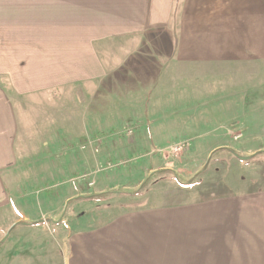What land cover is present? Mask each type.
Returning a JSON list of instances; mask_svg holds the SVG:
<instances>
[{
	"label": "rangeland",
	"instance_id": "374dc122",
	"mask_svg": "<svg viewBox=\"0 0 264 264\" xmlns=\"http://www.w3.org/2000/svg\"><path fill=\"white\" fill-rule=\"evenodd\" d=\"M17 1L22 2L0 0V41L3 32L16 28V23L3 20L7 13L13 16L12 10L6 12L3 5ZM244 1L264 3V0ZM53 28H57L55 23ZM68 29L76 34L84 27L74 25ZM222 29L224 33L223 21ZM236 33L240 32L234 30ZM263 33L264 30L260 35ZM161 37L167 44L168 38ZM144 39L136 38L135 44L131 39L133 49L126 43L121 48L113 38L95 43L96 53L102 54L112 68L116 67L114 74L110 71L107 76L105 86L97 80L85 86L80 77L84 73L74 71V77L82 80L74 79L70 87L41 94H17L5 75L0 74V88L18 106L15 145L18 162L4 168L0 175V264H61L70 226L78 221L76 218L83 210L87 218L103 212L106 219L113 216L110 211L120 206L136 209L144 204H157L165 209L166 215L176 209L167 220L162 219L187 230L193 213L188 206L211 200L233 214L240 230L261 231L264 227V63L258 64L259 67L235 63L233 72L207 63L200 72L196 64L189 67L187 77L181 76L179 80L176 74L186 63L182 61L184 54H171L168 44L160 55L155 53L158 46L152 43L151 50ZM1 45L0 42V55ZM103 46L110 50L105 51ZM261 50L264 52V45ZM115 58H119L121 68L115 64ZM141 63H160L174 75L169 77L170 72L164 83L160 85L158 81L155 86L154 81L146 89L135 72H129L131 77H127L128 68L133 70L134 64ZM251 69L256 73L249 75ZM113 78L121 79L120 83H113ZM248 84L258 89L246 88ZM167 91L161 100L164 107L167 103L178 105L184 97L196 95L198 101L193 104L198 109L189 106L193 112L176 110L181 116L174 113L166 118L129 117L127 112L116 118L110 112L102 115L100 111L104 101L113 105L112 98L129 99L140 106L141 100L150 104V99L155 101L156 95ZM219 111L228 114L232 111L233 116H197ZM157 128L166 132H161L162 144L156 141ZM182 143L187 146L182 148L179 145ZM176 145L180 152L175 151ZM162 169L173 170L186 180L197 179L193 186L183 187L172 173H154ZM150 175L152 181L142 194L120 193L138 186ZM111 191L115 194L107 198L75 200L66 206L71 198ZM186 210L191 211L184 214ZM247 240L251 243L250 237ZM218 257L237 258L224 253Z\"/></svg>",
	"mask_w": 264,
	"mask_h": 264
},
{
	"label": "crops",
	"instance_id": "0c3cea01",
	"mask_svg": "<svg viewBox=\"0 0 264 264\" xmlns=\"http://www.w3.org/2000/svg\"><path fill=\"white\" fill-rule=\"evenodd\" d=\"M3 7L7 9L6 12H13L12 17L8 13L3 15V20L9 24L16 23V28L2 33L0 74L5 75L9 86L17 94H41L70 87L75 80H82L74 77V71L84 73L80 77L84 79L85 86L95 80L105 86L107 76L116 67L112 68L102 54L96 53L95 43L110 38L121 48L126 43L132 49L135 46L131 47V39L135 44L136 38H145L144 42L147 40L146 44L151 50L152 43L158 46L155 53L160 55L161 49L169 44L171 54L185 56L182 61L186 63H181L185 67L177 70L179 80L187 77L189 67L196 64H199L200 72L205 69L203 66L206 63L217 69L224 67L225 72H233L235 63L247 66L264 63V52L261 50L264 33L260 35L264 30V3L258 1L22 0L15 4L5 2ZM174 22L178 24L175 26ZM54 23L57 28H53ZM74 25H81L84 29L73 34L68 28ZM234 30L240 33L234 34ZM161 36L168 38L167 44H164ZM214 38L215 44L211 45ZM122 39L128 41L121 42ZM111 51L114 52L113 49ZM113 60L119 66V58ZM157 65L161 66L160 63ZM157 65L134 64L133 70L128 68L127 77L130 78L135 72L141 78L140 82L145 83L146 89L154 81L155 86L158 81L161 85L171 71L163 66L157 68ZM248 71L249 75L256 73L255 69ZM172 75L174 72L169 77ZM120 80L113 78L112 81L120 83ZM251 84L246 88L251 86L258 89ZM245 92L248 93L247 90ZM167 94L168 91L161 92L159 96L156 95L155 101L150 99V104L148 100H141L140 106H135V101L129 99L112 98L113 105L109 106L104 101L100 104V111L102 115L110 112L116 118H121L123 112H127L129 117L166 118L174 116V113L181 116L176 110L193 112L198 109L193 104L198 101L194 97L196 95L184 97L178 105L167 103L164 107L161 100ZM131 104H134L133 107ZM17 110L15 102L0 88V175L4 168L16 166ZM204 114L197 116H233L232 111L231 114L227 111ZM156 131L159 135L154 132L156 141L162 144V133L166 132L159 128ZM87 132L90 133V130ZM143 181L131 188L139 187ZM192 204L188 206L193 208V213L189 217L191 223H188L187 230L165 221L167 216L169 218L170 214L176 213V209L166 215L165 209L157 204H144L136 209L120 206L110 211L113 216L106 219L103 212H98L92 219L87 218L83 210L76 218L78 221L70 226V235L63 245L61 264H264V227L261 231L245 232L238 228L231 212L221 209L211 200ZM191 210H186L184 214ZM179 233L183 234L174 235ZM223 253L224 256L234 255L237 258L218 257Z\"/></svg>",
	"mask_w": 264,
	"mask_h": 264
},
{
	"label": "trees",
	"instance_id": "16d2710c",
	"mask_svg": "<svg viewBox=\"0 0 264 264\" xmlns=\"http://www.w3.org/2000/svg\"><path fill=\"white\" fill-rule=\"evenodd\" d=\"M208 165V164H207ZM205 166L203 169L206 170L208 166ZM203 169L201 170V172L203 171ZM172 173L176 179V181L183 187H190V186H193L196 182V178H193V179H189V180H186L185 178H183L181 175H179L178 173H176L175 171L173 170H170V169H163V170H160V171H157V172H154L155 174L156 173ZM199 176V175H197ZM152 178L153 176L150 175V177L146 178L143 183L135 190H124V191H120L123 192L124 194H128V195H131V196H137L139 194H142L145 190H146V187L151 183L152 181ZM147 192V191H146ZM113 194H115L114 191H111V192H104V193H99V194H94V195H87V196H78V197H75L73 199H71L69 201V204H71V202L75 201V200H97V199H103V198H107L109 196H112Z\"/></svg>",
	"mask_w": 264,
	"mask_h": 264
},
{
	"label": "built area",
	"instance_id": "2783aa9c",
	"mask_svg": "<svg viewBox=\"0 0 264 264\" xmlns=\"http://www.w3.org/2000/svg\"><path fill=\"white\" fill-rule=\"evenodd\" d=\"M179 145H182V148H183V147H186V146H187V143H182V144H179ZM179 145H176V146H175V151H177V152H180V150H181V149H179V147H178Z\"/></svg>",
	"mask_w": 264,
	"mask_h": 264
}]
</instances>
